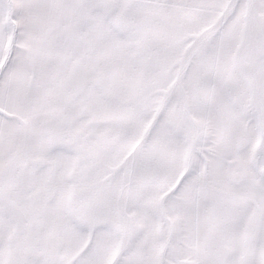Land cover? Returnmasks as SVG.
<instances>
[{
    "label": "snow or ice",
    "instance_id": "1",
    "mask_svg": "<svg viewBox=\"0 0 264 264\" xmlns=\"http://www.w3.org/2000/svg\"><path fill=\"white\" fill-rule=\"evenodd\" d=\"M0 264H264V0H0Z\"/></svg>",
    "mask_w": 264,
    "mask_h": 264
}]
</instances>
